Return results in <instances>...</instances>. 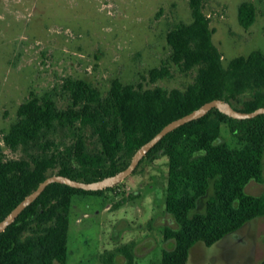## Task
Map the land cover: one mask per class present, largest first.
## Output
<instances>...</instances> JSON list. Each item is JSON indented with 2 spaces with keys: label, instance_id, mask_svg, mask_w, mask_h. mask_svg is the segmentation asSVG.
I'll use <instances>...</instances> for the list:
<instances>
[{
  "label": "trees",
  "instance_id": "16d2710c",
  "mask_svg": "<svg viewBox=\"0 0 264 264\" xmlns=\"http://www.w3.org/2000/svg\"><path fill=\"white\" fill-rule=\"evenodd\" d=\"M188 6L191 21H180L165 34L170 62L182 73L195 71L184 89H141L113 79L102 95L84 80L66 78L60 86L68 101L65 107L49 93H29L2 136L6 147L20 149L24 156L5 158L0 152V221L47 176L90 182L124 169L134 152L167 123L205 102L222 99L242 112L264 107V51L223 65L203 0H188ZM255 17L252 3L239 4L240 26L248 28ZM168 75L166 66L149 71L152 82ZM245 94L249 97L242 100ZM223 125L237 147L230 148L222 137ZM160 156L167 158L165 211L178 223L176 230L164 229L173 246L163 249L161 264H185L196 242L211 246L264 215V193L244 190L250 181L263 180L264 114L237 120L212 109L164 136L139 164ZM210 188L204 210L195 212L198 198ZM108 189L48 185L0 233V264H66L72 197L102 195ZM124 256V264H133L131 252ZM109 264H115L112 255Z\"/></svg>",
  "mask_w": 264,
  "mask_h": 264
},
{
  "label": "rangeland",
  "instance_id": "374dc122",
  "mask_svg": "<svg viewBox=\"0 0 264 264\" xmlns=\"http://www.w3.org/2000/svg\"><path fill=\"white\" fill-rule=\"evenodd\" d=\"M253 4L254 22L238 23V6ZM202 11L213 30L212 42L226 65L232 58L264 51V0H203ZM190 22L188 0H0V152L21 158L2 136L16 120L18 106L30 92L49 93L59 107L67 99L64 79H81L105 95L113 79L141 89H184L195 71L182 73L170 62L165 34L178 22ZM166 66L169 75L154 82L149 71ZM249 95L242 96L245 100ZM62 135V134H61ZM222 137L237 147L223 125ZM167 158L142 161L121 183L102 195L71 199L66 264H161L163 249L173 246L164 229L178 223L165 211ZM264 193L263 180L244 188ZM198 198L195 212L206 199ZM122 202L120 205L116 206ZM264 260V215L246 222L211 246L196 242L185 264H260ZM53 264H58L54 262Z\"/></svg>",
  "mask_w": 264,
  "mask_h": 264
},
{
  "label": "water",
  "instance_id": "95a60500",
  "mask_svg": "<svg viewBox=\"0 0 264 264\" xmlns=\"http://www.w3.org/2000/svg\"><path fill=\"white\" fill-rule=\"evenodd\" d=\"M212 109H216L222 114H225L229 118L244 120L251 119L260 114H264V107H259L251 112H242L235 109L228 101L222 99H213L205 102L197 109L185 114L171 122L167 123L159 132H157L151 139L142 144L132 155L129 164L117 173L106 176L102 179L85 182L82 180L71 179L67 176L60 174H53L47 176L43 181H41L37 187L32 190L28 195H26L1 221H0V233L3 232L10 224H12L18 215L27 208L32 202H34L37 197L43 192V190L51 183H60L67 185L72 188L81 189L84 191H98L111 188L129 177L140 160H142L145 155L168 133L172 132L176 128L197 120L205 116Z\"/></svg>",
  "mask_w": 264,
  "mask_h": 264
}]
</instances>
